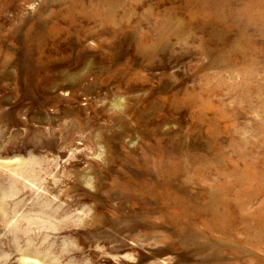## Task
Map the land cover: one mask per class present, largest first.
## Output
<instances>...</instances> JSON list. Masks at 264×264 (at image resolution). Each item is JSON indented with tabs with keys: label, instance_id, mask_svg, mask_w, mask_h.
<instances>
[{
	"label": "rangeland",
	"instance_id": "obj_1",
	"mask_svg": "<svg viewBox=\"0 0 264 264\" xmlns=\"http://www.w3.org/2000/svg\"><path fill=\"white\" fill-rule=\"evenodd\" d=\"M0 264H264V0H0Z\"/></svg>",
	"mask_w": 264,
	"mask_h": 264
}]
</instances>
